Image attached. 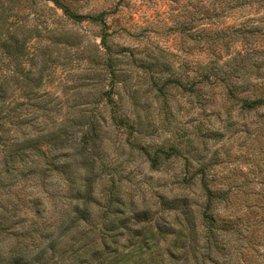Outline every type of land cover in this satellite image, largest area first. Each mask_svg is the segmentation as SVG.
Listing matches in <instances>:
<instances>
[{"label":"rangeland","instance_id":"374dc122","mask_svg":"<svg viewBox=\"0 0 264 264\" xmlns=\"http://www.w3.org/2000/svg\"><path fill=\"white\" fill-rule=\"evenodd\" d=\"M60 2L83 17H70L54 0H0V141L11 150L16 137L71 140L74 131L88 132L87 150L101 166L98 198L104 202L114 184L125 211L134 201L143 213L133 221L123 212L106 218L107 224L113 220L110 227L132 229L131 236H119V254L139 246L150 225L168 236L183 230L184 216L175 209L185 197L203 203V175L224 194L214 204L220 222L254 218L264 228L261 115L242 110L228 91L252 67L253 51L264 50V30L252 35L234 27L264 19V6L248 0ZM39 88L47 92L42 98L34 95ZM258 92L242 87L236 98ZM157 150L173 156L152 167ZM3 183L0 219L19 207L29 230L40 217L31 203L35 197L44 199L43 220L53 219L67 201L58 173L30 172ZM92 216H103L101 205ZM170 238L160 234L156 243L167 248ZM22 241L18 234H0V264H12L5 258ZM29 243L22 264H54L51 250L40 253L42 246Z\"/></svg>","mask_w":264,"mask_h":264},{"label":"trees","instance_id":"16d2710c","mask_svg":"<svg viewBox=\"0 0 264 264\" xmlns=\"http://www.w3.org/2000/svg\"><path fill=\"white\" fill-rule=\"evenodd\" d=\"M54 1L62 6L70 17L74 19L83 17L62 4L60 0ZM248 1H258V5L264 6V0ZM234 30L252 35L262 33L264 19H260L259 22H244L240 26H235ZM253 53L257 54V57L254 62L249 64L252 67L247 69L234 84L230 85L228 91L230 96L240 103L242 110L261 115L259 124L261 130L264 128V50L255 49ZM242 87L245 91L252 89L259 92L254 96L236 98L239 88ZM40 90L41 88L34 92L38 98L47 94ZM2 99L3 96L1 97L0 94V102ZM48 109V106H44V110ZM1 111L0 107V123L2 122ZM15 125L14 122L12 127ZM245 127L247 132L251 131L250 124H246ZM77 133L78 131L72 132L73 139L71 140L65 136L55 135L40 140L37 138L40 136L39 133L33 140L32 138L31 140H28L29 138L22 140L16 137L11 141V150L5 141H0L2 145L0 149V163H2L0 181L4 182L3 184L10 183L12 177L20 174L25 175L31 172L36 176L43 177L58 173L65 181L67 188L63 194V199L67 198V201L57 207L56 215L51 220L41 219L46 210L44 199H38V196L35 197L37 201H31L35 212L40 217H36L30 230L25 224V213L19 207L8 211L10 213L0 219V234L2 232L18 234V237L23 239L16 248L11 250L5 258L6 260L12 264H22L24 257H21V254L31 242L36 247H43L40 253L51 250L53 252L51 260L54 261V264L59 261L65 262V264H264L263 226L257 224V219L254 220V218H251V221L245 220L246 224L241 223L240 220L233 221L231 219L220 222L214 204L217 199H223L224 194L214 190L203 179L204 175L201 180V188L206 199L203 203L190 202V199L185 197L181 200L182 204L175 209L180 218L184 216L183 230L171 231L172 236H168L162 233L161 226L155 230L150 225L148 230L144 231L139 246L119 254L115 248L119 236L123 235L124 231H127L126 237L131 236L132 229L127 225L120 229L123 224L117 229L110 227L109 224L113 220L107 224L106 218L111 214L118 215L117 212H123L128 213L127 215L132 214L133 216L131 215L130 218L133 221L142 219L140 215L143 213L136 208L134 201L129 203L133 206L132 209L126 212L125 198L120 196L116 188L113 189L114 184L105 191L104 202L98 198L96 180L98 168L100 169L101 166L98 165L97 157L95 158L94 154L87 150L88 132L83 136ZM2 136L3 134L0 135V138ZM172 156L173 152L157 150L149 161L152 167H155L160 158L167 159ZM72 166L74 167L72 168ZM113 182L115 183V174L112 175ZM100 205L103 216L98 219L93 218L92 214L95 208ZM146 215H149V212H146ZM147 217L150 218L144 216L146 219ZM43 224L44 227L41 226ZM260 228L263 229L262 233L257 231ZM69 234L71 235L69 236ZM160 234L165 239L171 237L167 248L156 243ZM57 251H62L59 258H55ZM33 262L38 263L36 258Z\"/></svg>","mask_w":264,"mask_h":264}]
</instances>
